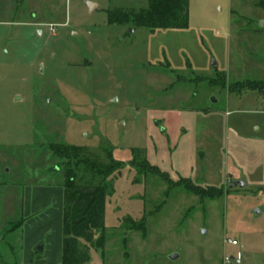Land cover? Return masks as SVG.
Here are the masks:
<instances>
[{
	"label": "rangeland",
	"instance_id": "374dc122",
	"mask_svg": "<svg viewBox=\"0 0 264 264\" xmlns=\"http://www.w3.org/2000/svg\"><path fill=\"white\" fill-rule=\"evenodd\" d=\"M148 4L0 0V264H56L65 198L35 195L68 167L97 184L111 158L105 249L86 264H264V91L232 89L264 82V8L191 0L184 29L108 22Z\"/></svg>",
	"mask_w": 264,
	"mask_h": 264
},
{
	"label": "trees",
	"instance_id": "16d2710c",
	"mask_svg": "<svg viewBox=\"0 0 264 264\" xmlns=\"http://www.w3.org/2000/svg\"><path fill=\"white\" fill-rule=\"evenodd\" d=\"M191 0H149L147 8L137 12L124 10H107L109 24H129L136 27H146L154 31L157 29H184L189 25V11ZM260 6L264 8V0H260ZM236 86L238 88H236ZM232 89H252L264 91V82L238 83ZM76 148V147H74ZM80 149V148H77ZM58 158L68 160L69 154L60 155L53 149ZM98 172L104 177L97 184L86 185L79 181L77 169L68 167L65 172L64 187V215H63V253L62 264H86L90 261V249H105V211L107 204L106 178L120 164L112 160ZM164 177L157 168L152 167ZM94 178V177H93ZM186 180V188L196 195L204 198H221L222 189L209 187V189L195 185L190 179ZM183 184V183H181ZM216 190V194H208L207 191ZM145 226L137 230L145 231Z\"/></svg>",
	"mask_w": 264,
	"mask_h": 264
},
{
	"label": "crops",
	"instance_id": "0c3cea01",
	"mask_svg": "<svg viewBox=\"0 0 264 264\" xmlns=\"http://www.w3.org/2000/svg\"><path fill=\"white\" fill-rule=\"evenodd\" d=\"M53 191H56L57 196H59V198L64 197V187L61 183V186L57 189H40L38 190L37 194L35 195V202H43L44 200H46L48 198V196L50 194H53ZM59 245L57 246V250H56V254L59 257ZM62 253H63V240H62ZM241 253V252H238ZM237 253V254H238ZM59 261L56 262V264H62V256L60 257V259H58ZM238 264H241V261H237Z\"/></svg>",
	"mask_w": 264,
	"mask_h": 264
},
{
	"label": "built area",
	"instance_id": "2783aa9c",
	"mask_svg": "<svg viewBox=\"0 0 264 264\" xmlns=\"http://www.w3.org/2000/svg\"><path fill=\"white\" fill-rule=\"evenodd\" d=\"M55 28L52 27L51 28V32H53L55 34ZM230 244H232L233 246H238V242L237 241H233V242H229ZM241 261L242 260V254L241 253H238L237 254V257H231V258H226L224 260V264H232L233 261Z\"/></svg>",
	"mask_w": 264,
	"mask_h": 264
},
{
	"label": "water",
	"instance_id": "95a60500",
	"mask_svg": "<svg viewBox=\"0 0 264 264\" xmlns=\"http://www.w3.org/2000/svg\"><path fill=\"white\" fill-rule=\"evenodd\" d=\"M90 6H91V8L94 7V5H92V4H90ZM239 185H241V186H246V183L243 182V181H240V182H234V183L232 184V187L239 186ZM40 248L43 249L42 246H41ZM177 257H178V255L175 254V255L172 256V259H176Z\"/></svg>",
	"mask_w": 264,
	"mask_h": 264
}]
</instances>
